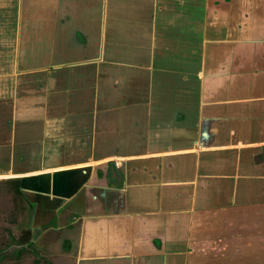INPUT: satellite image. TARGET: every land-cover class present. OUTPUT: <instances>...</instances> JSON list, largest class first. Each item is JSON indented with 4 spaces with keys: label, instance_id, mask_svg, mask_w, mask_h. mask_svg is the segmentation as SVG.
Segmentation results:
<instances>
[{
    "label": "crops",
    "instance_id": "crops-1",
    "mask_svg": "<svg viewBox=\"0 0 264 264\" xmlns=\"http://www.w3.org/2000/svg\"><path fill=\"white\" fill-rule=\"evenodd\" d=\"M39 1L11 0L0 101L33 105L42 156H75L35 178L41 223L65 241L40 243L51 264L249 262L264 241V0ZM27 75L53 78L49 111L15 96Z\"/></svg>",
    "mask_w": 264,
    "mask_h": 264
},
{
    "label": "rangeland",
    "instance_id": "rangeland-1",
    "mask_svg": "<svg viewBox=\"0 0 264 264\" xmlns=\"http://www.w3.org/2000/svg\"><path fill=\"white\" fill-rule=\"evenodd\" d=\"M4 0H0V33L5 32V29L7 26H9V29H11V23L13 24L15 20V16L12 10V2L7 0L6 3L3 2ZM34 0H31V3H33ZM49 0H42V2H47ZM37 2V0H36ZM41 0L39 1V3ZM48 3V2H47ZM4 4V5H2ZM38 13V19L42 18L40 15V12H31L30 18H34L35 14ZM48 14V10H47ZM29 30L34 31L33 22L30 21L29 23ZM5 26V28H3ZM12 30V29H11ZM55 78H57V82L60 83L56 88L58 93L64 92L67 82L66 73L64 74H56ZM69 78V76H68ZM50 78L47 79V77L44 76H35V75H27L24 76L22 80L19 81V86L16 88V94L15 96L21 97H30L31 102H33V98L35 95H42L44 98L46 96V107L47 111H49L52 107L53 97L50 95V93L55 94V87L53 85V78L51 77V82L49 81ZM52 86V87H50ZM50 87V90H49ZM68 87V86H67ZM45 90H47L45 92ZM51 91V92H50ZM79 89L73 90L74 93L78 92ZM70 90L67 92V95L71 96ZM27 95V96H26ZM65 97V95H63ZM78 95L76 94L74 98H76ZM52 97V98H51ZM81 98V97H80ZM2 100H8V99H2ZM28 102V101H26ZM23 104V102H20ZM65 102H62L64 104ZM61 104V103H59ZM61 104V105H62ZM30 107V108H28ZM33 105L29 106H21L18 105V109H16V112L14 114H11L10 107L7 103L0 101V247H6L9 242L7 239V236L10 234L12 236H18L20 230H23L27 226L28 217L26 215V211L19 214V208L23 209L22 200L20 201L17 199L13 194L12 190L9 188L7 183H5V180L9 178H19L22 182V189L25 190V195H28L30 197L31 194H33V191L30 190V188H27L34 180L35 178L38 180H42L43 175L38 173L44 166H61L59 164L65 163L70 161L71 159L75 158L74 155H64L61 157V160L59 162H55V160H52V157L48 154L41 155V142H39V139H41V129H38L37 124H33V113L32 108ZM36 109H40L37 106H34ZM62 112L66 109L63 105L59 108ZM20 113V114H19ZM32 113V114H30ZM24 114V115H22ZM23 117H27L29 121L23 122ZM32 120V121H30ZM69 128L66 130L62 128V137H66L70 135ZM68 142V141H67ZM63 144V141L60 142V144ZM74 156V157H73ZM86 158L87 156H77V158ZM56 158V157H55ZM10 160V161H9ZM63 160V161H62ZM44 163H49L48 165H45ZM64 163V164H65ZM62 164V165H64ZM45 173V172H44ZM39 182V181H38ZM42 182V181H40ZM36 192V191H35ZM38 193H41L38 191ZM45 198V197H43ZM32 226H35L36 224L33 223ZM66 224V223H65ZM59 225L56 224V228ZM65 225L62 226L64 228ZM54 230L47 229L43 235L44 238L41 242L44 240L51 241L49 244L51 246V249H54L55 246L61 245L62 249L64 248V236L61 235L60 232H57L59 230L53 228ZM55 232V234L51 235L48 234L45 236V233ZM57 232V233H56ZM256 237L259 238L258 235L255 234ZM60 237V239L58 238ZM262 236H260V239ZM263 241V240H262ZM62 243V244H60ZM259 244V245H258ZM36 247L38 248V252L42 255L43 258L42 261L38 262L39 264H45V256L47 258L48 254H45V252L39 251L40 244L39 242L36 243ZM66 247V246H65ZM260 247H263L260 252H264V241L263 243H258L255 240V243L253 245H250V259L249 262H210L209 264H264V256L258 258L255 252V248L259 249ZM1 249V248H0ZM51 249H48V252L51 251ZM64 250V249H63ZM20 257H26L30 258L32 256L28 255L27 253H22V256ZM49 259V258H47ZM10 261L8 259H4L0 264H8ZM12 264H18V263H12Z\"/></svg>",
    "mask_w": 264,
    "mask_h": 264
},
{
    "label": "flooded vegetation",
    "instance_id": "flooded-vegetation-1",
    "mask_svg": "<svg viewBox=\"0 0 264 264\" xmlns=\"http://www.w3.org/2000/svg\"><path fill=\"white\" fill-rule=\"evenodd\" d=\"M5 183H7L9 188L12 190V194L17 199L22 200L23 209L19 208V214L21 215L24 213V211H26L25 213L28 217V221L27 226L23 230H20L18 236H12L10 234L7 236L6 240H8L9 244L6 247H0V262H2L4 259H8V261H10L8 264H12L14 262L18 264H39L38 262L42 261L41 258L43 257L38 252L36 243H41L42 239L44 238L43 233L47 229L54 230L51 228L52 226L50 221L47 222L48 224L46 223L47 225H43V223H41L43 220L41 219L40 215L42 212V209L40 208V196L36 193L39 191V187L41 188V184H39L35 179L30 182L31 184L27 188H30V190L33 191V194H31L29 197L28 195H25V190L22 189V182L19 178H9L5 180ZM65 219L66 217H61L59 222L64 224ZM32 221H34L33 223L36 224L35 226H32ZM44 226H46V229L41 228ZM48 234L53 235L55 232H50ZM39 251L42 250L39 248ZM23 252L24 254L27 253L32 257H20L22 256ZM44 260L45 264H51L50 260L47 259L46 256Z\"/></svg>",
    "mask_w": 264,
    "mask_h": 264
},
{
    "label": "trees",
    "instance_id": "trees-1",
    "mask_svg": "<svg viewBox=\"0 0 264 264\" xmlns=\"http://www.w3.org/2000/svg\"><path fill=\"white\" fill-rule=\"evenodd\" d=\"M16 188V187H15ZM17 191V190H16Z\"/></svg>",
    "mask_w": 264,
    "mask_h": 264
}]
</instances>
